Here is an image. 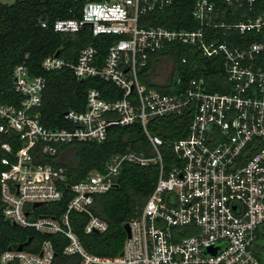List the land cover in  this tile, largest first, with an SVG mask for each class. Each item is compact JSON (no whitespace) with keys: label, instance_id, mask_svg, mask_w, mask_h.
I'll return each instance as SVG.
<instances>
[{"label":"built area","instance_id":"obj_1","mask_svg":"<svg viewBox=\"0 0 264 264\" xmlns=\"http://www.w3.org/2000/svg\"><path fill=\"white\" fill-rule=\"evenodd\" d=\"M177 1H88L80 19L53 24L55 33L76 34L87 28L94 38L120 37L99 63L91 46L81 49L74 64L56 55L41 63L46 72L69 68L80 82H111L121 91L120 99L106 101L91 89L85 111L69 110L63 115L65 126L45 127L39 113L45 80L18 65L13 86L21 101H0V136L13 132L20 144L13 152L9 143L0 142L15 159L2 160L8 166L0 174L3 216L20 228L63 236L67 242L61 254L73 257L75 264H260L256 255L257 244L264 252L259 245L264 238V0H195L194 30L139 25L142 16L164 13ZM238 12L241 19L232 20ZM235 37L251 40L241 45L227 41ZM170 44L192 47L208 59L221 57L226 92L209 91L202 77L190 80L180 94L161 93L142 83L140 73L149 56ZM185 110L191 119L183 138L165 143L149 130L151 120ZM132 125H140L150 156L127 150L112 157L102 172L91 171L73 185L67 184L64 168L36 162L37 157H54L61 145L103 143L110 127ZM165 144L177 159L170 169L163 162ZM123 163L157 164V181L140 214L127 224L130 236L121 252L95 256L81 244L69 216L86 217L87 235L105 233L107 223L92 210L94 198L114 188ZM66 191L70 199L59 218L39 212L61 202ZM55 257L53 243L45 240L38 253L6 250L0 264H57Z\"/></svg>","mask_w":264,"mask_h":264},{"label":"trees","instance_id":"obj_2","mask_svg":"<svg viewBox=\"0 0 264 264\" xmlns=\"http://www.w3.org/2000/svg\"><path fill=\"white\" fill-rule=\"evenodd\" d=\"M0 0V101L5 104L19 105L21 96L13 86V70L18 65H25L29 74L45 80V89L39 108L41 122L45 127H63V115L69 110L83 112L86 110V96L89 90L99 91L102 99L114 101L122 97L121 91L111 82L99 78H88L80 82L75 79L69 68L61 71L46 72L41 63L47 57L57 56L69 64H74L84 47L91 46L98 52L97 63L101 62L108 47L119 40L117 36H99L94 38L86 28L76 34L55 33L53 24L58 20L80 19L82 8L88 1L105 0ZM195 0H179L164 13L146 14L141 17V27L154 26L177 30L197 29V23L191 18V9ZM239 12L232 20L239 21ZM42 24L46 27L43 28ZM251 40L229 38L232 44H244ZM185 59L186 62L182 63ZM171 64V73L167 85H157L154 75L157 61ZM202 77L211 92H226V82L222 58L208 59L198 50L181 44H170L163 50L149 56L146 67L140 73L142 83L161 93L180 94L192 79ZM191 119L189 110L181 115H170L153 119L149 130L158 135L165 143L186 136ZM1 143H9L12 151L19 149L16 134L0 136ZM127 150L145 152L150 156L149 145L140 125L129 127L113 126L108 129L107 139L103 143L72 142L61 145L54 157H37V163L62 167L67 174V184L73 185L84 180L91 171L102 172L105 165L116 155ZM3 159L15 162L14 154L3 151L0 147V174L8 169L2 164ZM163 162L170 169L177 162L171 148L165 144ZM158 177V165L141 166L123 163L116 187L94 198L92 210L103 219L108 230L102 234L87 235L84 226L87 221L82 214L71 213L69 216L73 231L81 244L90 254L101 257L117 256L126 239L125 226L136 218L148 196L155 187ZM70 199L69 193L61 202L42 207V215L59 218L66 210ZM53 243L57 264H75L73 257L61 254L67 242L61 235H42L30 228H20L7 221L2 212L0 200V256L8 249L23 246V251L38 253L43 241ZM264 244V238L259 239ZM260 264H264V252L256 255Z\"/></svg>","mask_w":264,"mask_h":264},{"label":"rangeland","instance_id":"obj_3","mask_svg":"<svg viewBox=\"0 0 264 264\" xmlns=\"http://www.w3.org/2000/svg\"><path fill=\"white\" fill-rule=\"evenodd\" d=\"M3 2L5 3H10L11 1L9 0H3ZM158 62V61H157ZM156 69H155V77H156V81L160 80V79H166L170 76V70H171V64L167 61H159L158 64H156ZM260 246H262V249L264 251V244L260 243Z\"/></svg>","mask_w":264,"mask_h":264},{"label":"water","instance_id":"obj_4","mask_svg":"<svg viewBox=\"0 0 264 264\" xmlns=\"http://www.w3.org/2000/svg\"><path fill=\"white\" fill-rule=\"evenodd\" d=\"M58 54H56V56H57ZM116 187V185L114 186V188ZM40 206V204H38V203H35L34 204V207H39ZM125 232H126V235L129 237L130 236V233H129V227H128V225H126L125 226ZM96 233V232H95ZM17 250L18 251H22L23 250V246H19L18 248H17Z\"/></svg>","mask_w":264,"mask_h":264},{"label":"flooded vegetation","instance_id":"obj_5","mask_svg":"<svg viewBox=\"0 0 264 264\" xmlns=\"http://www.w3.org/2000/svg\"><path fill=\"white\" fill-rule=\"evenodd\" d=\"M168 80H169L168 78H167V80H166V79H165V80H164V79H160V80H157V81H156V84H157V85H161V84L163 85V84L167 83ZM257 253H258V254H261V253H262V252L259 250L258 244H257Z\"/></svg>","mask_w":264,"mask_h":264},{"label":"crops","instance_id":"obj_6","mask_svg":"<svg viewBox=\"0 0 264 264\" xmlns=\"http://www.w3.org/2000/svg\"><path fill=\"white\" fill-rule=\"evenodd\" d=\"M159 62V61H158ZM158 62H157V64H158Z\"/></svg>","mask_w":264,"mask_h":264}]
</instances>
